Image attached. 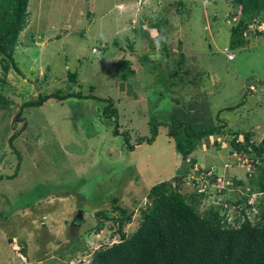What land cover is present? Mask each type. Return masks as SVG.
<instances>
[{
  "label": "rangeland",
  "instance_id": "374dc122",
  "mask_svg": "<svg viewBox=\"0 0 264 264\" xmlns=\"http://www.w3.org/2000/svg\"><path fill=\"white\" fill-rule=\"evenodd\" d=\"M29 9V25L15 52L21 72L11 69L0 87L11 101L0 107V176L5 177L0 180V264H64L60 254L71 247L87 255L112 245L120 238L113 237L117 233L111 224L98 236L91 234L98 225L97 213L115 215L112 199L119 197L121 206L135 212L134 222L125 228L131 234L149 190L175 177L186 181L181 191L187 195L198 184L207 189L198 208L202 214L215 203L225 202L228 209L227 199L248 193L250 176L259 172L247 153L232 151L228 132H253L256 141L264 137V35L250 38L246 48L231 49L236 23L230 17L231 2L30 0ZM256 26L251 28L264 30V24ZM229 54L235 60L229 61ZM144 56L146 62L140 60ZM120 59L132 62L134 76H115ZM70 73L78 74L86 93L94 86L98 97L114 101L118 136L115 123L103 117V102L70 99L22 107L52 91L79 90L69 82ZM25 123L11 147L9 138ZM156 123L155 142H144ZM181 124L198 132L223 127L228 137L221 138L220 147L215 145L217 136L202 139L185 162L168 137L169 125ZM80 137L98 145L93 157L89 148L75 147ZM192 159L215 168L222 175L218 183L241 180L245 186L231 185L228 197H218L217 182L188 171ZM186 170L188 176L181 175ZM198 176L202 183L194 181ZM39 189L46 193L43 197L37 195ZM79 211L83 216L76 221ZM21 240L28 245L26 256Z\"/></svg>",
  "mask_w": 264,
  "mask_h": 264
},
{
  "label": "trees",
  "instance_id": "16d2710c",
  "mask_svg": "<svg viewBox=\"0 0 264 264\" xmlns=\"http://www.w3.org/2000/svg\"><path fill=\"white\" fill-rule=\"evenodd\" d=\"M224 1L231 2L234 7L230 14L232 20L236 22L231 29V49L246 48L249 46L250 38L264 35V30L251 28L264 24V0ZM29 3L30 0H0V67L2 69L0 77H3L0 78V87L2 89L7 83L6 79L11 69L21 72L15 59V52L20 44V36L28 27L32 15ZM88 15L90 16V13ZM84 35L85 33H83ZM115 44L118 46L119 43L115 42ZM128 49L135 51L131 44H128ZM147 59L149 58L144 56L140 60L146 62ZM227 59L233 61L235 56L229 54ZM185 61V56H182L179 63H183L182 66H184ZM182 66L178 67V70ZM115 67V76L117 77L134 76L136 73L132 68V62L128 59L118 60ZM178 70L175 73H178ZM68 79L79 90L52 91L40 96L37 101L25 103L22 107H40L49 102L58 104L70 99L103 102L106 104L102 109L103 117L109 123H115L114 129L116 130L113 132L118 136L120 134L119 113L114 101L110 98L98 97L95 94L94 86H91L86 93L83 90V84L79 82L77 73H70ZM256 81L262 83L258 79ZM262 84L264 85V83ZM8 103H11L10 99L3 91H0V107H4ZM242 103H244V99ZM19 114L21 115V112ZM17 118H19L18 115ZM154 125L155 129L151 131V137L144 142L148 141L150 144L155 142L159 127H156L157 123L152 126ZM169 126L168 137L173 139L177 151L185 162L190 159L202 139L217 136L215 145L220 147L221 138L232 136L233 139L230 140L232 151H235L236 154L247 153L253 159L252 163L259 172L258 176L253 177L252 175L253 178L251 176L249 178L252 188L248 189V193L237 197L236 200L227 199L230 205L228 209H225L222 204H212L202 214L198 208L202 200L208 196L207 189L203 190L199 186L200 184L193 183L197 190L187 195L181 191L186 181H180L179 177L160 182L149 190L147 204L140 211L138 227L131 234H127L125 228L134 222L135 212L121 206L120 198L114 197L112 212L115 215L107 210L97 213L98 225L92 229L91 234L98 236L108 223L112 225L111 228L116 229L117 234H113V237L119 235V241L96 249L87 255L79 252L81 251L79 247H71L68 252L60 254L62 263L71 264L73 261H79L78 264H264V199L261 197L264 194V137L260 141H256L253 139L255 135L253 132L241 131H229L227 136L226 129L215 126L207 127L200 132L194 131L190 125ZM25 129L26 123L19 132L9 138L11 147H14V143ZM83 139L80 137L78 141H75V147L78 145L81 150L83 147L89 148L88 154L93 157L94 149L98 145L88 143V140ZM127 145L129 150H133V146L129 145V142ZM77 152L74 151V155ZM189 163L191 165L190 170L188 169L190 173L195 171V175H206L207 181H212V184L222 176L215 168H204L194 159ZM212 170L215 172L211 177ZM17 174L15 173L11 178H15ZM188 174L187 170L181 173L183 176H188ZM199 176L194 181L202 183L204 179H199ZM3 178L5 177L0 176V180ZM234 184L245 186L241 180H234ZM217 190L219 189L217 188ZM38 191L39 197L46 194L40 189ZM224 194L228 197L229 189L219 191L217 196L222 198ZM252 198L255 201L250 204ZM256 209L258 210L257 215L252 218L250 213L252 214ZM231 212L235 214L232 219ZM20 243V251L26 256L28 254L27 242L21 240ZM55 260L58 261L56 258Z\"/></svg>",
  "mask_w": 264,
  "mask_h": 264
},
{
  "label": "clouds",
  "instance_id": "9594fccd",
  "mask_svg": "<svg viewBox=\"0 0 264 264\" xmlns=\"http://www.w3.org/2000/svg\"><path fill=\"white\" fill-rule=\"evenodd\" d=\"M211 172V171H210ZM209 172V173H210ZM220 178H218L217 179V185H216V188H218L219 190L218 191H223V190H228V188H230L231 187V185H234L233 183H231V182H229L227 185H224V184H219L218 183V180H219ZM208 185V184H207ZM230 190V189H229ZM222 201V200H221ZM216 204V203H215ZM217 204H222V206H224V208L225 209H227V205H225V202H223V203H217ZM80 212V211H79ZM83 213V212H82ZM79 214V213H78ZM83 216V215H82ZM78 219H77V217H76V221H77ZM81 220V219H80Z\"/></svg>",
  "mask_w": 264,
  "mask_h": 264
},
{
  "label": "water",
  "instance_id": "95a60500",
  "mask_svg": "<svg viewBox=\"0 0 264 264\" xmlns=\"http://www.w3.org/2000/svg\"><path fill=\"white\" fill-rule=\"evenodd\" d=\"M77 219L80 220L82 219V211L79 212L78 216H77Z\"/></svg>",
  "mask_w": 264,
  "mask_h": 264
},
{
  "label": "built area",
  "instance_id": "2783aa9c",
  "mask_svg": "<svg viewBox=\"0 0 264 264\" xmlns=\"http://www.w3.org/2000/svg\"><path fill=\"white\" fill-rule=\"evenodd\" d=\"M211 174V173H210ZM221 183V181H219V184Z\"/></svg>",
  "mask_w": 264,
  "mask_h": 264
}]
</instances>
